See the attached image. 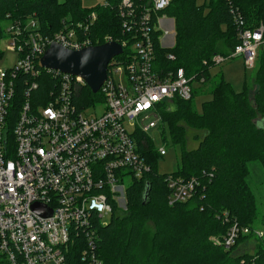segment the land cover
<instances>
[{
    "label": "built area",
    "instance_id": "obj_1",
    "mask_svg": "<svg viewBox=\"0 0 264 264\" xmlns=\"http://www.w3.org/2000/svg\"><path fill=\"white\" fill-rule=\"evenodd\" d=\"M170 1L120 0L116 15L121 35H105L102 41L96 30L89 35L98 22L96 11L85 20H62L57 32L45 36L35 19L24 25L8 22L11 27L3 37L18 57L13 67L0 69V253L8 264H67L76 242H82L83 260L102 264L95 248L98 225L107 224L112 213L123 215L125 189L150 171L140 133L163 126L161 103L192 96V77L182 67L162 70L157 61L156 38L161 47L173 46L164 45L161 35L174 36V19L159 14ZM233 12L239 43L229 55L211 60L217 65L241 56L244 66L253 68L264 24L250 29ZM110 41L118 42L122 52L109 62L107 78L92 92L98 97L91 102L83 96L81 77L40 65L51 43L74 51ZM166 58L174 60L170 53ZM38 66L50 80L40 103L32 94L38 87L33 79L39 76ZM19 72L30 80L20 91L15 81ZM157 152L162 157L167 150L163 146ZM164 179L170 205L196 193L194 177L169 173ZM248 235L263 237L259 228L234 223L222 244L230 248Z\"/></svg>",
    "mask_w": 264,
    "mask_h": 264
},
{
    "label": "trees",
    "instance_id": "obj_2",
    "mask_svg": "<svg viewBox=\"0 0 264 264\" xmlns=\"http://www.w3.org/2000/svg\"><path fill=\"white\" fill-rule=\"evenodd\" d=\"M105 1L106 6L84 8L80 0H0V39L10 30L8 22L24 25L35 19L37 30L45 36L57 32L62 20H85L91 11L97 12L98 22L89 35L96 30L101 41L105 35L117 38L121 35L116 15L120 0ZM169 4L159 14L174 19V44L161 47L156 38L157 61L166 71L182 67L196 84L190 100L173 99V108L163 102L160 112L163 128L167 123L173 141L183 149L182 164L172 174L196 178L197 190L192 198L170 205L165 174L156 170V158L161 156L146 135H139L150 171L125 189L127 210L123 215L112 213L107 224L98 225L97 257L102 264H264V236H254L252 253L234 251L242 239L253 235L238 238L230 248L222 244L234 223L247 227L263 224L246 177L250 158L258 159L264 168V36L257 52L255 88L238 92L221 75L212 80L209 74L216 66L211 58L229 55L239 43L233 11L245 27L256 29L264 24V0H171ZM3 51L0 49V58ZM168 53L174 60H167ZM38 67L39 76L33 78L38 87L32 91L36 103L45 98L50 81L47 71ZM15 81L20 91L30 83L29 75L19 72ZM208 82L212 99L204 102L199 113L192 98ZM81 90L87 102L98 97L87 85ZM187 128L197 141L192 149L185 146ZM147 231L151 232L150 248L140 255ZM76 243L67 254V264H89L81 256L82 242ZM0 264H8L1 253Z\"/></svg>",
    "mask_w": 264,
    "mask_h": 264
},
{
    "label": "rangeland",
    "instance_id": "obj_3",
    "mask_svg": "<svg viewBox=\"0 0 264 264\" xmlns=\"http://www.w3.org/2000/svg\"><path fill=\"white\" fill-rule=\"evenodd\" d=\"M105 0H80V4L84 8H91L96 5H100ZM196 2L201 3L203 0H196ZM172 32H174V27ZM161 40L164 41V45H173L174 36L165 38L164 34L161 35ZM0 49L3 51V56L0 58V69H8L13 67L17 61V53L10 51L7 48V38L3 37L0 40ZM257 63V62H256ZM256 65L253 68H247L244 66V59L241 56L232 57L229 60L218 63L216 66L209 69V74H211L212 80H217L221 75L226 83L234 88L235 91H243L244 88L252 87L254 82ZM193 87L195 83L192 84ZM202 89H198L197 93L192 98V103L195 106L197 112L202 111V106L205 101L212 99L210 94L209 82L206 83ZM252 90V89H251ZM170 107H174V103H168ZM97 105H101L98 102ZM187 135L185 136V146L187 149H192L197 146V141L192 137L193 131L186 129ZM144 134V133H140ZM145 135V134H144ZM165 135V136H164ZM147 139L150 140L152 146L156 149L165 146L167 152L162 157L156 158V170L160 175L174 173L178 171V168L182 164V146L177 142L175 143L172 139V134L169 130L168 124H164L161 127H156L148 131L146 135ZM247 172L246 184L252 192L253 200H255V205L261 214L262 223L256 225L257 228L263 233L264 236V168L258 159L250 158L247 161ZM127 180H125V185H127ZM103 223H107L106 217L102 218ZM147 236H145L142 244L140 245L139 253L144 255L150 248V238L151 232L147 231ZM256 245V238L251 236L247 239H242L236 247L235 251L237 254L242 252L252 253L254 251V246Z\"/></svg>",
    "mask_w": 264,
    "mask_h": 264
},
{
    "label": "water",
    "instance_id": "obj_4",
    "mask_svg": "<svg viewBox=\"0 0 264 264\" xmlns=\"http://www.w3.org/2000/svg\"><path fill=\"white\" fill-rule=\"evenodd\" d=\"M121 52L120 44L113 41L74 51L54 42L40 58V65L46 69L77 75L91 92L96 93L107 78L109 62ZM261 125L264 127V122ZM146 190L145 200L149 193V189Z\"/></svg>",
    "mask_w": 264,
    "mask_h": 264
},
{
    "label": "bare ground",
    "instance_id": "obj_5",
    "mask_svg": "<svg viewBox=\"0 0 264 264\" xmlns=\"http://www.w3.org/2000/svg\"><path fill=\"white\" fill-rule=\"evenodd\" d=\"M114 42V41H113Z\"/></svg>",
    "mask_w": 264,
    "mask_h": 264
}]
</instances>
